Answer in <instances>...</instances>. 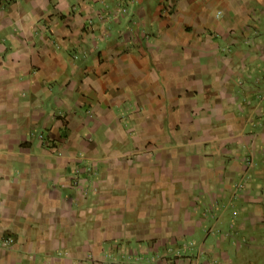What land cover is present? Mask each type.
<instances>
[{"label": "crops", "instance_id": "crops-1", "mask_svg": "<svg viewBox=\"0 0 264 264\" xmlns=\"http://www.w3.org/2000/svg\"><path fill=\"white\" fill-rule=\"evenodd\" d=\"M0 264H264V0H0Z\"/></svg>", "mask_w": 264, "mask_h": 264}]
</instances>
